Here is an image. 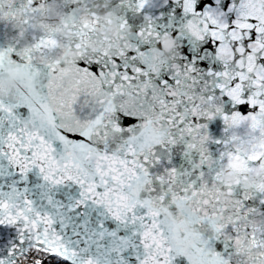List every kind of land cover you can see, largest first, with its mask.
Returning a JSON list of instances; mask_svg holds the SVG:
<instances>
[{
  "label": "snow or ice",
  "instance_id": "6c2138e0",
  "mask_svg": "<svg viewBox=\"0 0 264 264\" xmlns=\"http://www.w3.org/2000/svg\"><path fill=\"white\" fill-rule=\"evenodd\" d=\"M0 264H264V0H0Z\"/></svg>",
  "mask_w": 264,
  "mask_h": 264
}]
</instances>
